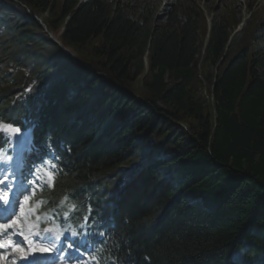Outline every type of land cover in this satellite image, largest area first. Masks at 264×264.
<instances>
[{"label": "trees", "instance_id": "16d2710c", "mask_svg": "<svg viewBox=\"0 0 264 264\" xmlns=\"http://www.w3.org/2000/svg\"><path fill=\"white\" fill-rule=\"evenodd\" d=\"M153 1L0 0V122L54 149L56 220L115 221L107 264H264V4Z\"/></svg>", "mask_w": 264, "mask_h": 264}, {"label": "rangeland", "instance_id": "374dc122", "mask_svg": "<svg viewBox=\"0 0 264 264\" xmlns=\"http://www.w3.org/2000/svg\"><path fill=\"white\" fill-rule=\"evenodd\" d=\"M166 1H171V0H159V1L154 0L153 5L160 6L161 5L160 3L164 4ZM193 1L199 4L203 8V10L207 13L208 16L211 14H215L218 15L219 17H222L224 15H230L232 17L234 14L233 12L235 11L237 13V16H239L240 18L248 19L250 17V14L248 13L249 9L247 10L246 8V5L250 2V0H193ZM251 1H254L256 5H258L257 9L259 8L261 10L263 8L261 4H264V0H251ZM68 52L71 53L69 50ZM57 61L59 63L62 62L60 59H58ZM4 162L5 161L3 159L0 160V163L3 164ZM11 162L12 160H10L8 164L9 163L11 164ZM7 169H9V165L6 166L4 170ZM42 171L43 170L40 169V172ZM39 218L42 219L41 216H39ZM234 257L239 259V256L236 254L234 255ZM262 258H263L262 254H256V257L254 260L251 261V264L259 263Z\"/></svg>", "mask_w": 264, "mask_h": 264}, {"label": "snow or ice", "instance_id": "6c2138e0", "mask_svg": "<svg viewBox=\"0 0 264 264\" xmlns=\"http://www.w3.org/2000/svg\"><path fill=\"white\" fill-rule=\"evenodd\" d=\"M0 128H2L3 130L9 131V135L18 134L20 132L19 129H13L11 125H0ZM53 167H54V165H53ZM44 171H45L46 175H48V177L51 179L53 174L50 171H48L47 169H44ZM57 239H59V237H57ZM41 251L46 252V251H49V249H42Z\"/></svg>", "mask_w": 264, "mask_h": 264}, {"label": "bare ground", "instance_id": "6f19581e", "mask_svg": "<svg viewBox=\"0 0 264 264\" xmlns=\"http://www.w3.org/2000/svg\"><path fill=\"white\" fill-rule=\"evenodd\" d=\"M25 224L23 223V226H24ZM24 230H25V232L27 233V235L30 237L31 236V234L33 233V230H30V228L28 229V228H26V227H24ZM56 243V242H55ZM54 243V245L55 246H57V244H55ZM17 253V252H16Z\"/></svg>", "mask_w": 264, "mask_h": 264}, {"label": "water", "instance_id": "95a60500", "mask_svg": "<svg viewBox=\"0 0 264 264\" xmlns=\"http://www.w3.org/2000/svg\"><path fill=\"white\" fill-rule=\"evenodd\" d=\"M63 50H64V49H63ZM64 52H65L67 55H69V56H71V57H74V55L71 54V53H69L68 51L64 50Z\"/></svg>", "mask_w": 264, "mask_h": 264}]
</instances>
